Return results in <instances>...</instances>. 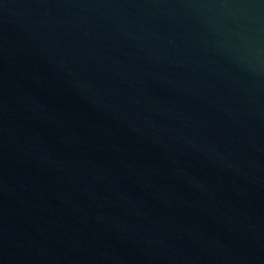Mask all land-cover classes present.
Returning a JSON list of instances; mask_svg holds the SVG:
<instances>
[{"label": "water", "instance_id": "water-1", "mask_svg": "<svg viewBox=\"0 0 264 264\" xmlns=\"http://www.w3.org/2000/svg\"><path fill=\"white\" fill-rule=\"evenodd\" d=\"M0 264H264V0H0Z\"/></svg>", "mask_w": 264, "mask_h": 264}]
</instances>
